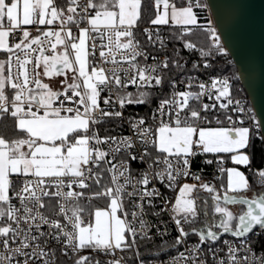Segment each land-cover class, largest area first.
I'll return each instance as SVG.
<instances>
[{
    "label": "snow or ice",
    "instance_id": "6c2138e0",
    "mask_svg": "<svg viewBox=\"0 0 264 264\" xmlns=\"http://www.w3.org/2000/svg\"><path fill=\"white\" fill-rule=\"evenodd\" d=\"M205 6L201 0H0V264H126L117 251L128 250L137 264H152L140 254V241L164 240L167 228L146 219L163 213L177 233L170 264H207L202 245L214 264H264V252L257 255L250 240L264 233V168L253 171L246 151L264 133L258 123L245 126L251 110L233 95L232 77L213 75L223 72L215 61L229 52L211 22L199 23L193 9ZM146 15L151 25L178 26L172 38L199 52L191 70L207 81L189 76L185 90H176L185 63L176 49L168 54L158 30L140 28ZM172 68L179 81L169 76ZM117 105L121 110H113ZM132 105L149 107V115L128 119L131 135H99L101 124L123 122L122 110ZM213 121L217 126H209ZM220 153L253 179L239 167H219L226 182L217 187L192 172L198 156ZM156 182L176 190L175 197L165 198ZM156 198L165 204L159 212ZM224 234L239 243L222 240ZM193 235L197 242L189 248ZM221 241L226 257L215 259Z\"/></svg>",
    "mask_w": 264,
    "mask_h": 264
},
{
    "label": "built area",
    "instance_id": "2783aa9c",
    "mask_svg": "<svg viewBox=\"0 0 264 264\" xmlns=\"http://www.w3.org/2000/svg\"><path fill=\"white\" fill-rule=\"evenodd\" d=\"M208 11V10H207ZM28 29H31V31H33L34 34H38L35 32V29L33 28V26H25ZM41 28H44V26H39ZM48 27H55V25L53 26H48ZM169 25H151L150 23H144L140 25V28H149L150 30H158L161 37L163 39L166 40L167 42V52L169 55H173V49L170 48V36L167 33ZM138 39L141 41L142 44H144L147 41V37L143 34L138 35ZM222 43V42H221ZM148 51H150L153 55L158 56V58H163L161 53H158L156 51L155 48L149 47L147 49ZM176 50L179 52V56L182 58L181 62L185 63V67H186V71L185 73H183V78H184V82L180 83L178 82L176 85V90L180 91V90H185L186 84H187V77H195L197 78L198 81H207L208 80V76L203 73V72H198L195 70H191L192 69V63L193 62H199L201 60V57L199 56V53L197 55L194 56H188L187 54H180V49L176 48ZM98 54V52H97ZM33 55H38V53H34ZM218 60H222L225 62H232V59L230 58V56L228 55L227 57H222L219 58ZM217 60V61H218ZM216 62V61H215ZM149 64L153 63V61L151 59H149L148 61ZM106 68H111L113 67L112 65L108 64V65H104ZM31 67V66H30ZM15 70V69H13ZM187 70H191V71H187ZM170 74L169 76H171L172 78L176 79L177 81H179L181 79V74H175L173 72L168 73ZM214 75V74H213ZM223 76H230L232 77L233 80V76L230 73H226L223 74ZM136 87L135 86H129L127 91H133L135 90ZM192 91H197L198 89L196 87H193L191 89ZM170 90L168 89V92ZM108 95L107 92L102 93V97H106ZM233 95L235 96L236 99L240 100L242 104L245 105V107L247 109H250V114L245 116L244 119L246 121V125L245 126H253L255 124H257V119L255 117V114L253 112V109L248 101L247 95L245 93H238L235 94L233 93ZM113 99H115V96H113ZM203 102L205 103H209L211 104L213 101L208 99L207 97L204 98ZM156 106V103L152 106V108L154 109ZM101 107H105V105L103 104V102L101 101ZM113 110H121L119 109L118 105L115 106V108ZM124 112V120L123 122L119 121V120H112L116 123V125L118 126L119 130L114 132V133H108L107 135H111V136H129L131 135V129L129 128L128 125V119L130 117H147L149 115V113L146 116H135L132 115L130 113V111L127 109H123L122 110ZM233 115V119H236L237 114L236 113H231ZM151 122V121H150ZM209 126H217L215 124V121H213V123ZM225 126H230L227 125V122H225ZM99 131V130H98ZM99 135L101 137L105 136V135H101L99 133ZM106 147V146H105ZM250 149H247L246 151L249 153L250 155ZM209 158L210 160H213L214 162L211 165H203L202 163H200L202 160V158ZM200 159V160H199ZM196 161L199 162L200 164H196ZM196 161L193 162V166H192V172L196 173L197 175H200L202 177V180L204 182H213L214 180H216L219 176H220V172H219V167H223L225 168L224 162L221 164V158L219 156V154H203L202 156H198L196 158ZM132 170L134 174H138L142 169L140 167L137 166L136 163H133L132 165ZM181 183H186V182H195L197 183V181L191 179V178H182ZM155 186L163 193L165 198H174L176 193V190L173 189H169L167 187L162 186L159 182L155 183ZM66 190V189H65ZM74 190H79V189H74ZM49 191H55V188H50ZM154 205H155V211L159 212L160 208L164 207V200L161 198H156L154 200ZM152 209H150L151 211ZM146 219H148L150 222H154L157 225H159V227L161 228V230L163 231L165 228H167V232L168 234L165 236L164 240L162 241L160 237L158 236H154L153 238H155L160 244H163L165 246L164 251L167 254H162L161 256L158 257H151L147 260H145L146 262L151 261L152 264H159V262L162 260L165 262V264H170V257L174 256L177 254V252L173 249H171L170 245L173 243V240L175 238V236L177 235L176 231H175V225L170 221L167 213H163L160 217H153V216H148L146 217ZM161 221H163V223H161ZM153 232H155V228H153ZM222 240H230L232 241L233 245L235 246L236 244L239 243V241L236 238H233L229 235L223 236ZM250 240L252 241V246L254 248V250L256 251L257 255H260L262 252H264V233H262L259 238L255 237V236H251ZM197 242V238H189L187 241V247L191 248L192 245H194ZM202 248H204V254L202 255L201 258H206L207 259V264H214V258L211 252L208 251V249L205 246H201ZM216 256L215 259H219L221 257H226V253H227V246H225L223 244V242H219L216 246ZM179 251H185V247L181 246L179 247ZM59 254V253H58ZM243 251L241 252V255H243ZM117 256H124L126 258V264H137V259L135 257V254L133 255V259L130 260L128 258V256L124 253H121L119 251H117Z\"/></svg>",
    "mask_w": 264,
    "mask_h": 264
},
{
    "label": "water",
    "instance_id": "95a60500",
    "mask_svg": "<svg viewBox=\"0 0 264 264\" xmlns=\"http://www.w3.org/2000/svg\"><path fill=\"white\" fill-rule=\"evenodd\" d=\"M205 3L261 125L260 132L264 133V0H205Z\"/></svg>",
    "mask_w": 264,
    "mask_h": 264
},
{
    "label": "trees",
    "instance_id": "16d2710c",
    "mask_svg": "<svg viewBox=\"0 0 264 264\" xmlns=\"http://www.w3.org/2000/svg\"><path fill=\"white\" fill-rule=\"evenodd\" d=\"M185 0H177V3H184ZM201 3L206 5L205 0H201ZM194 12H196L198 14V19H199V23L201 25L207 26L209 24V22H211L209 13L207 11V7L205 6L203 9L201 8H194L193 9ZM154 18V17H152ZM144 23H150L149 22V17L146 15L145 16V21ZM142 23V24H144ZM211 25L213 26L212 22ZM177 27L175 25L169 24L167 33L170 36V48L171 49H176L179 48L180 49V54H187L188 56H194L197 55L199 52H194L192 50H188L183 48V43L180 40H175L172 38L173 33H175L177 31ZM217 64L218 68H222L223 72L222 73H213L214 75L220 74H226V73H230L233 76V93L235 94H242L245 93V91L243 90V88L241 87L237 74H236V70L235 67L233 66V63L230 62H225L222 60H218L215 62ZM170 72H173L175 74H178V71L175 68H172ZM169 72V73H170ZM170 75V74H169ZM137 89L130 91V92H136ZM165 94L168 93V88L164 89ZM157 95H159V92L157 91ZM157 101L154 99L153 103L149 106L152 108V106L156 103ZM149 107H145V106H139V105H132V106H127V109L130 111V113L132 115L135 116H146L149 113ZM218 114V113H217ZM99 133L101 135H107L108 133H114L116 131L119 130L118 126L116 125V123L112 120H109L106 123L101 124L98 127ZM250 156L252 158V170H256L259 168H264V145H263V141L262 139L256 138L252 141L251 143V149H250ZM221 159H223L225 168H227L229 165H231V162L227 159L226 156H223ZM200 160V159H199ZM203 160H210L209 158H202ZM196 164H200L199 162L196 161ZM203 164V163H202ZM204 165V164H203ZM206 166V165H205ZM241 169L246 173V175L249 176V179L252 180V173L249 172L247 169H244L242 166H240ZM225 182V175H222L220 173V176L214 180L212 182V184L216 185L217 187L220 186L221 182ZM255 191H260V189L258 187H255ZM192 238H197L195 235L190 237ZM161 248H165V246L163 244H160L155 238H153L151 241H140V248H139V252L140 254L143 256V258L145 260L151 258V257H158L161 256L162 254H164L165 252L161 251ZM124 254H126L128 256V258L130 260L133 259V255L134 252L132 250H128L123 252ZM87 254V253H84ZM97 259H106L103 256H97ZM60 264H64V260L62 259L60 261Z\"/></svg>",
    "mask_w": 264,
    "mask_h": 264
},
{
    "label": "crops",
    "instance_id": "0c3cea01",
    "mask_svg": "<svg viewBox=\"0 0 264 264\" xmlns=\"http://www.w3.org/2000/svg\"><path fill=\"white\" fill-rule=\"evenodd\" d=\"M30 31H31V29H29ZM4 57H3V55L2 54H0V59H3ZM219 156H220V158H222L223 156H226L227 157V159L230 161V159L228 158L229 157V154H225V153H220L219 154ZM231 162V161H230ZM228 167H239L240 168V170L241 171H243L242 169H241V167L240 166H237V165H233L232 163H231V165H229ZM227 167V168H228ZM225 182H226V175H225ZM248 194H252L251 192L250 193H248Z\"/></svg>",
    "mask_w": 264,
    "mask_h": 264
},
{
    "label": "rangeland",
    "instance_id": "374dc122",
    "mask_svg": "<svg viewBox=\"0 0 264 264\" xmlns=\"http://www.w3.org/2000/svg\"><path fill=\"white\" fill-rule=\"evenodd\" d=\"M46 80V78H45ZM186 183H195V182H186ZM202 195H206V193H202ZM230 207H235V206H230Z\"/></svg>",
    "mask_w": 264,
    "mask_h": 264
},
{
    "label": "flooded vegetation",
    "instance_id": "af4514ba",
    "mask_svg": "<svg viewBox=\"0 0 264 264\" xmlns=\"http://www.w3.org/2000/svg\"><path fill=\"white\" fill-rule=\"evenodd\" d=\"M248 195H252V194H248ZM198 227L201 226V225H197Z\"/></svg>",
    "mask_w": 264,
    "mask_h": 264
}]
</instances>
